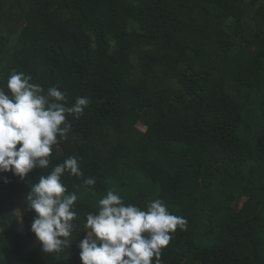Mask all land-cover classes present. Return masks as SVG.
Here are the masks:
<instances>
[{"label":"trees","instance_id":"trees-1","mask_svg":"<svg viewBox=\"0 0 264 264\" xmlns=\"http://www.w3.org/2000/svg\"><path fill=\"white\" fill-rule=\"evenodd\" d=\"M12 70L90 104L48 168L0 173V264H81L85 214L108 190L187 221L162 264H264L263 0H0L6 92ZM69 156L77 227L44 253L26 194Z\"/></svg>","mask_w":264,"mask_h":264},{"label":"clouds","instance_id":"clouds-1","mask_svg":"<svg viewBox=\"0 0 264 264\" xmlns=\"http://www.w3.org/2000/svg\"><path fill=\"white\" fill-rule=\"evenodd\" d=\"M32 76L12 70L6 92L0 88V173L23 179L35 169H46L53 146L66 140L70 131L67 117L79 119L89 106L86 96L75 97L69 105L67 94L58 86L45 88ZM81 178L77 156L40 175L27 191L29 209L34 211L30 230L44 253H59L69 247V237L77 227L76 191L62 182L64 173ZM7 177L4 183H8ZM94 186L95 177L83 180ZM187 221L173 215L165 201L149 200L143 208L126 204L113 190L99 199L97 211L85 214L84 238L80 241L81 264H162V249L171 233L184 230ZM155 260L153 261V258Z\"/></svg>","mask_w":264,"mask_h":264},{"label":"rangeland","instance_id":"rangeland-1","mask_svg":"<svg viewBox=\"0 0 264 264\" xmlns=\"http://www.w3.org/2000/svg\"><path fill=\"white\" fill-rule=\"evenodd\" d=\"M263 2H264V0H263ZM141 128H144V127H142V126H140ZM84 199H86L85 197H84ZM242 202H243V200L240 202V205L242 204ZM20 227L22 228L23 227V225H22V223L20 224Z\"/></svg>","mask_w":264,"mask_h":264}]
</instances>
